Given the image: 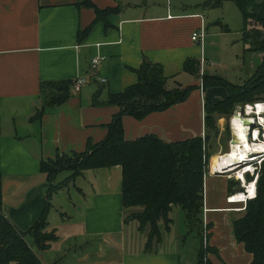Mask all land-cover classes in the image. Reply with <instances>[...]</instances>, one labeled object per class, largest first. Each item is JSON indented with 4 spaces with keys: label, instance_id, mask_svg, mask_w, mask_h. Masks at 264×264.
I'll return each mask as SVG.
<instances>
[{
    "label": "crops",
    "instance_id": "obj_1",
    "mask_svg": "<svg viewBox=\"0 0 264 264\" xmlns=\"http://www.w3.org/2000/svg\"><path fill=\"white\" fill-rule=\"evenodd\" d=\"M84 1L0 0L2 212L22 232L46 213L47 230L57 238L45 250L34 247L43 264H197L200 236L196 229L189 231L178 207L170 212L169 229L162 224L160 241L151 251L145 249L147 227L140 230L122 205L119 165L86 169L72 179L66 169L50 182L40 162L57 155L73 157L103 140L118 113L117 106L105 101L136 83L135 70L143 59L162 67L168 89L198 86L184 102L164 111L140 120L123 116L124 138L149 133L165 141L204 136V102L222 100L226 92L219 87L203 89L201 78L184 65L187 59H198L199 74L206 71V29L210 24L219 26L220 20L209 24L198 10L204 2L90 0L99 9L118 7L106 21L94 22V9ZM87 27L81 36L79 32ZM199 31L204 35L192 41V34ZM94 56L104 57L96 69L91 67ZM78 79L84 81L78 92L71 88L63 102L44 107L40 119H34L45 104L42 83ZM229 182L208 168L202 222L209 225V236L202 241L213 252L207 254L205 264H249L252 259L234 237L232 221L243 210H233L239 203L226 202ZM177 219H183L182 228Z\"/></svg>",
    "mask_w": 264,
    "mask_h": 264
},
{
    "label": "trees",
    "instance_id": "obj_2",
    "mask_svg": "<svg viewBox=\"0 0 264 264\" xmlns=\"http://www.w3.org/2000/svg\"><path fill=\"white\" fill-rule=\"evenodd\" d=\"M84 3L94 9V22L106 21V16L118 8L99 9L90 0ZM236 4L243 17L244 38L251 40V46L245 50L260 51L263 56L252 74L239 83L206 71L200 77V60L191 58L185 61L184 69L201 78L203 89L219 87L226 92L222 100H205L204 136L165 141L149 133L132 140L124 138L123 116L140 120L149 113L164 111L184 102L198 86L178 85L168 89L162 67L143 59L140 67L135 70L136 83L122 92L110 94L105 101L107 105L118 107V113L108 125L105 138L90 145L84 153L73 157L57 155L54 160L40 162V169L50 182L57 173L66 169L71 170L72 179L86 169L119 165L122 205L130 211L127 218L136 220L140 230L147 227L145 249L151 251L154 244L160 241L162 224L165 230L169 229L172 223L170 212L178 207L185 213L189 231L198 230L201 246L198 249L197 264H205L207 254L213 252L202 241L204 236H209V225H203L202 212L204 180L208 159L212 154L209 152L210 140L219 131L216 118H229L237 105L264 101V33L261 32L264 30V0H237ZM203 6L217 7L219 1H207ZM216 24L223 31H228L220 21ZM88 30L89 27L79 33L83 36ZM73 83H42L41 94L45 104L34 119H40L44 107L63 102L69 96ZM226 129L229 140V128ZM57 186L51 185L52 188ZM233 187L235 190L232 192ZM228 188L229 195L242 190L239 182L233 179H230ZM232 229L236 241L252 255L249 264H264V160L258 173L256 196L246 200L243 214L232 221ZM28 237L32 239L31 243ZM56 238L54 231L47 230L45 212L30 229L19 231L2 212L0 190V264H43L34 247L39 251L45 250Z\"/></svg>",
    "mask_w": 264,
    "mask_h": 264
},
{
    "label": "rangeland",
    "instance_id": "obj_3",
    "mask_svg": "<svg viewBox=\"0 0 264 264\" xmlns=\"http://www.w3.org/2000/svg\"><path fill=\"white\" fill-rule=\"evenodd\" d=\"M177 0H172V5L176 4ZM181 1V0H179ZM187 2L188 5L195 2H206V1H219V6L217 7H205L203 4L200 5L199 11L208 18V22L214 23L218 19L222 24H226L229 31L226 33H221L220 35L215 31H222L219 26H212L211 24L207 26L206 32L209 33V42L206 44V54H205V65L204 68L207 72L212 74H218L231 82H241L248 75L257 68L261 62L263 53L255 50H245L251 46V40L244 38V22L243 17L239 9L237 8V0H182ZM196 5V4H195ZM199 6V5H198ZM184 8V7H180ZM196 7H187L188 11L193 10ZM216 28V29H213ZM213 32V36L211 35ZM248 36V34H246ZM248 41V42H247ZM200 75V74H199ZM201 77V75H200ZM222 119L218 122V120ZM226 120L228 121V116H221L216 118V125L218 128V134L216 137H212L210 140L209 152L212 153L209 160L208 168L213 160L212 156H217L220 152H226L228 150L229 140L227 139L226 132ZM223 124L221 125V123ZM225 125V127H224ZM222 126V127H221ZM216 153V154H214ZM227 176V174H220ZM229 179V178H228ZM233 180L235 178H232ZM242 206L243 203H239ZM183 219L176 220V224L179 227H183ZM184 229V228H183ZM182 229V230H183ZM191 232V231H190ZM196 233V230L194 231ZM29 238V237H28ZM27 238V240H28ZM197 240V238H196ZM200 240V237H199ZM183 250V249H182ZM186 253V250L183 251Z\"/></svg>",
    "mask_w": 264,
    "mask_h": 264
},
{
    "label": "built area",
    "instance_id": "obj_4",
    "mask_svg": "<svg viewBox=\"0 0 264 264\" xmlns=\"http://www.w3.org/2000/svg\"><path fill=\"white\" fill-rule=\"evenodd\" d=\"M204 35L203 31L194 32L191 36L192 41H198L199 38H201ZM104 60L103 56H94L91 58V67L93 69H96ZM84 83L83 80H75L72 88L75 92H78L80 90L81 85ZM241 112V120L236 119L235 115L236 112ZM249 119L253 121V125L245 124L242 120ZM233 121H239L242 123L245 127V135L247 137V143L250 144L252 147V150L249 151L247 154V158L249 159L248 164L251 165L252 170L245 171L243 173V180L246 181L247 185L253 184V195L251 196L249 192H247V199L243 202L242 206L233 208V210H244L246 200L254 198L256 196V182L258 178V173L261 167V164L264 160V101H255L252 103H245L243 105H237L234 109V112L232 115L228 118L227 121V127L229 128L230 135L236 134L237 137H239L235 130L233 129ZM232 145L231 140L229 139V145L228 150L223 153V155L227 154L229 151H232ZM244 162V161H242ZM246 164H241V162H237L231 167L236 166L237 170L242 169L244 170L246 168ZM230 168V165L228 167L223 168V171L220 173H227V169ZM210 171V167H209ZM218 171V170H217ZM229 179H232L234 177H231L229 174L227 175ZM250 177V179H248ZM239 182V186L242 189L241 192L247 191V187H244V181L242 179H234ZM240 192V191H238ZM236 193V192H235ZM234 194V193H233ZM233 194L226 197V201L228 203H237L233 201ZM239 203V202H238ZM242 203V202H240Z\"/></svg>",
    "mask_w": 264,
    "mask_h": 264
},
{
    "label": "bare ground",
    "instance_id": "obj_5",
    "mask_svg": "<svg viewBox=\"0 0 264 264\" xmlns=\"http://www.w3.org/2000/svg\"><path fill=\"white\" fill-rule=\"evenodd\" d=\"M222 127V126H221ZM233 129L238 136V141L232 145V151L228 152L227 154L223 155L224 152H220L218 156L213 158L211 164H210V172L213 174L215 171L219 172H225L223 171V168L228 167L230 165V168L227 169V175L229 174L231 177H234L235 179H242L243 180V173L245 171L252 170L251 165L248 164L249 159L247 158V154L249 151L252 150V147L249 143H247V137L245 135V127L242 123L239 121H233ZM244 161V162H242ZM241 162V164H246V168L244 170L235 168L236 166L231 167V165ZM244 187H247V191L245 192H236L233 194V201L235 202H244L245 199H247L250 196H247V192L250 193V195H253V184L247 185L246 181H244Z\"/></svg>",
    "mask_w": 264,
    "mask_h": 264
},
{
    "label": "water",
    "instance_id": "obj_6",
    "mask_svg": "<svg viewBox=\"0 0 264 264\" xmlns=\"http://www.w3.org/2000/svg\"><path fill=\"white\" fill-rule=\"evenodd\" d=\"M259 1H261V0H259ZM261 32L264 33V30H261ZM235 118L241 120V112H239V111L236 112ZM242 121L245 124H249L251 126L253 125V121L252 120L245 119V120H242ZM230 138H231L230 139L231 140V144H234V143H236L238 141V137L234 133L230 135ZM213 174L220 175V174H224V173H220L219 171H215Z\"/></svg>",
    "mask_w": 264,
    "mask_h": 264
}]
</instances>
